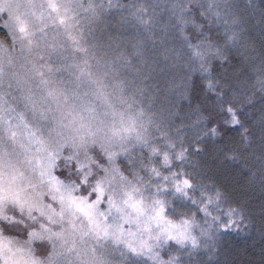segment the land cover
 Segmentation results:
<instances>
[{"label":"snow or ice","instance_id":"obj_1","mask_svg":"<svg viewBox=\"0 0 264 264\" xmlns=\"http://www.w3.org/2000/svg\"><path fill=\"white\" fill-rule=\"evenodd\" d=\"M257 94L264 0H0V264H264Z\"/></svg>","mask_w":264,"mask_h":264},{"label":"trees","instance_id":"obj_2","mask_svg":"<svg viewBox=\"0 0 264 264\" xmlns=\"http://www.w3.org/2000/svg\"><path fill=\"white\" fill-rule=\"evenodd\" d=\"M259 34L256 35L257 49H259ZM220 70L222 71H233L231 65L225 67H218L216 69V75L219 76ZM234 75V73H233ZM264 107L260 103L259 94L255 98V106L249 109V115L258 117L261 108ZM187 112V109H184ZM250 205L255 209L256 222L259 225V212H260V192L259 189H255L252 192V198L250 200ZM262 241L258 233H253L250 236L245 235H232L227 242L228 257L231 260L236 261V264H249V261L255 258L259 259V252L261 248Z\"/></svg>","mask_w":264,"mask_h":264},{"label":"rangeland","instance_id":"obj_3","mask_svg":"<svg viewBox=\"0 0 264 264\" xmlns=\"http://www.w3.org/2000/svg\"><path fill=\"white\" fill-rule=\"evenodd\" d=\"M129 2H131V0H129ZM109 22L114 23L115 21L112 20V21H109ZM224 75L232 76L233 75V71H231V70H228V71H222V70H220L219 76L223 77Z\"/></svg>","mask_w":264,"mask_h":264}]
</instances>
